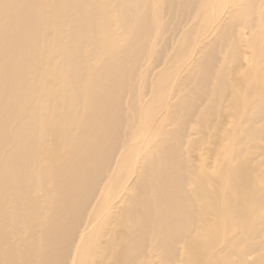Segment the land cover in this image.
<instances>
[{
	"label": "bare ground",
	"instance_id": "1",
	"mask_svg": "<svg viewBox=\"0 0 264 264\" xmlns=\"http://www.w3.org/2000/svg\"><path fill=\"white\" fill-rule=\"evenodd\" d=\"M0 264H264V0H0Z\"/></svg>",
	"mask_w": 264,
	"mask_h": 264
},
{
	"label": "rangeland",
	"instance_id": "2",
	"mask_svg": "<svg viewBox=\"0 0 264 264\" xmlns=\"http://www.w3.org/2000/svg\"><path fill=\"white\" fill-rule=\"evenodd\" d=\"M240 76H242V72L241 71H234V72L231 73V77L233 79H235V80H240V78H239ZM238 88H240V87L238 86ZM195 137H197V135H195ZM208 152H209V150L207 149V147H204V146L198 148V151H196V153L198 155V160H200V159L203 160L205 162V164L209 167V165H211L210 164L211 160H207L206 161L207 157L209 156Z\"/></svg>",
	"mask_w": 264,
	"mask_h": 264
}]
</instances>
